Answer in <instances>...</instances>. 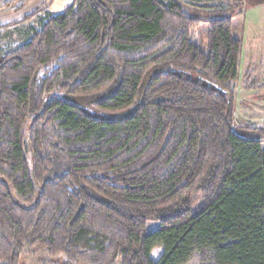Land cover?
<instances>
[{
  "label": "trees",
  "instance_id": "16d2710c",
  "mask_svg": "<svg viewBox=\"0 0 264 264\" xmlns=\"http://www.w3.org/2000/svg\"><path fill=\"white\" fill-rule=\"evenodd\" d=\"M197 1L74 0L0 26L26 29L0 51V264H264V125L234 129L243 43L231 7ZM186 5L222 15L207 52Z\"/></svg>",
  "mask_w": 264,
  "mask_h": 264
},
{
  "label": "rangeland",
  "instance_id": "374dc122",
  "mask_svg": "<svg viewBox=\"0 0 264 264\" xmlns=\"http://www.w3.org/2000/svg\"><path fill=\"white\" fill-rule=\"evenodd\" d=\"M74 0H0V26L23 19L26 15L49 4L51 13H58L70 6ZM168 2L169 0H163ZM199 5H219L231 7L226 15L234 16L233 35L242 40L243 52L240 67V77L236 82V105L234 129L241 135L247 136V128L264 125V1L244 0L240 4L233 0H198ZM186 11L204 21L200 26L201 50L207 52V30L211 18L222 17L208 10L185 6ZM224 16V15H223ZM37 24V20L32 21ZM8 29L0 32V51L4 52L11 44H21L25 41L24 27ZM70 102L87 107L90 99L63 97ZM89 112L94 114L89 107ZM155 225L150 227L153 230ZM162 249H155L151 258L158 261ZM19 264H65L61 256H52L43 248L25 249ZM189 264H199L197 258Z\"/></svg>",
  "mask_w": 264,
  "mask_h": 264
}]
</instances>
